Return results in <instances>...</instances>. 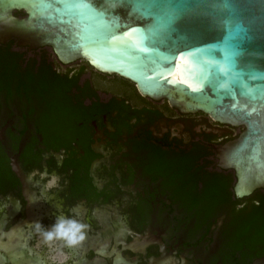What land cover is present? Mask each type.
Returning a JSON list of instances; mask_svg holds the SVG:
<instances>
[{
    "label": "flooded vegetation",
    "instance_id": "flooded-vegetation-1",
    "mask_svg": "<svg viewBox=\"0 0 264 264\" xmlns=\"http://www.w3.org/2000/svg\"><path fill=\"white\" fill-rule=\"evenodd\" d=\"M240 130L50 45L0 40V264H255L264 199L245 198L264 189L200 197L214 175L232 190L216 147ZM60 217L83 225L79 245L44 240Z\"/></svg>",
    "mask_w": 264,
    "mask_h": 264
},
{
    "label": "water",
    "instance_id": "water-1",
    "mask_svg": "<svg viewBox=\"0 0 264 264\" xmlns=\"http://www.w3.org/2000/svg\"><path fill=\"white\" fill-rule=\"evenodd\" d=\"M78 4L95 12L66 8ZM11 35L52 46L63 62L84 59L182 113L241 127L216 147L217 165L234 172L236 198L264 189V0H0V40ZM217 67L244 74L235 78L251 91L237 84L228 94Z\"/></svg>",
    "mask_w": 264,
    "mask_h": 264
},
{
    "label": "trees",
    "instance_id": "trees-1",
    "mask_svg": "<svg viewBox=\"0 0 264 264\" xmlns=\"http://www.w3.org/2000/svg\"><path fill=\"white\" fill-rule=\"evenodd\" d=\"M205 184L206 186L200 196L203 197L202 199H232L233 192L231 190L229 178L214 175L210 180L206 181ZM192 194L194 195V190ZM257 194L258 191H255L250 197L245 199H264V194ZM196 200L197 199H192V204H195ZM251 223L252 224L249 225V227L255 228L253 240H257V242L264 246V214L256 215Z\"/></svg>",
    "mask_w": 264,
    "mask_h": 264
},
{
    "label": "clouds",
    "instance_id": "clouds-1",
    "mask_svg": "<svg viewBox=\"0 0 264 264\" xmlns=\"http://www.w3.org/2000/svg\"><path fill=\"white\" fill-rule=\"evenodd\" d=\"M37 227L41 225L37 223ZM83 225L72 220L60 217L57 222L50 228L43 231L42 235L45 241L60 240L66 247H74L84 239L82 232Z\"/></svg>",
    "mask_w": 264,
    "mask_h": 264
},
{
    "label": "snow or ice",
    "instance_id": "snow-or-ice-1",
    "mask_svg": "<svg viewBox=\"0 0 264 264\" xmlns=\"http://www.w3.org/2000/svg\"><path fill=\"white\" fill-rule=\"evenodd\" d=\"M81 7H89L91 8V10L93 12H95V9L92 8L91 5H83V4H78V5H66V8L67 10L71 11V10H77ZM99 15L103 16V13H99ZM181 55V58H182V53H180ZM233 63V67H234V61H232ZM217 75L221 78V79H224L227 81V84L225 85V89H226V92L228 94H231V89L232 87H234L235 85L239 84L241 88H247L249 91H251V88L248 84L244 83L242 79H236L235 76H240L242 77L244 74H240V73H237L234 74L231 72V70H225V69H222V68H219L217 67ZM250 78L251 79H255V74H250ZM181 83H185L186 87L195 92V91H198L200 89H197V88H193L192 85L190 83H187L185 81H181Z\"/></svg>",
    "mask_w": 264,
    "mask_h": 264
},
{
    "label": "rangeland",
    "instance_id": "rangeland-1",
    "mask_svg": "<svg viewBox=\"0 0 264 264\" xmlns=\"http://www.w3.org/2000/svg\"><path fill=\"white\" fill-rule=\"evenodd\" d=\"M113 79H114L113 77H109V78H106L105 80H102V78H99L98 76H96V80H97V82H99L98 84H99V87L100 88H105V87L109 86V84H111L110 83V80L113 81ZM115 92L120 93L119 90H117ZM207 127L209 129H211V130H217L218 129V127L216 126V124L213 123L210 120H208V126Z\"/></svg>",
    "mask_w": 264,
    "mask_h": 264
},
{
    "label": "bare ground",
    "instance_id": "bare-ground-1",
    "mask_svg": "<svg viewBox=\"0 0 264 264\" xmlns=\"http://www.w3.org/2000/svg\"><path fill=\"white\" fill-rule=\"evenodd\" d=\"M255 264H264V258L257 260Z\"/></svg>",
    "mask_w": 264,
    "mask_h": 264
}]
</instances>
